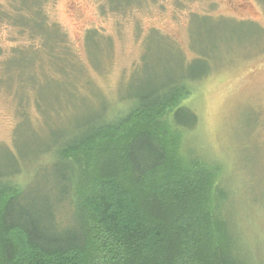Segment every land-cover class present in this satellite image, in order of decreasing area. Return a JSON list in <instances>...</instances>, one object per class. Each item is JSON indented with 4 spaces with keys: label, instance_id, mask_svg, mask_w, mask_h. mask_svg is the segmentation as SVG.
I'll return each instance as SVG.
<instances>
[{
    "label": "trees",
    "instance_id": "1",
    "mask_svg": "<svg viewBox=\"0 0 264 264\" xmlns=\"http://www.w3.org/2000/svg\"><path fill=\"white\" fill-rule=\"evenodd\" d=\"M50 1L0 5V24L28 35V50L43 45L63 76L71 77L65 67L77 61L82 73L75 76L86 78L71 92L93 104L48 139L33 133L36 171L12 156L0 169V264H257L260 245L229 215L223 167L186 138L199 118L180 102L209 76L212 57L194 53L187 60L173 38L154 29L146 37L154 32L175 55L152 66L141 56L133 72L141 79L112 100L75 57L65 32L50 24ZM175 2L180 7L183 0ZM96 35L87 32L85 47Z\"/></svg>",
    "mask_w": 264,
    "mask_h": 264
},
{
    "label": "rangeland",
    "instance_id": "2",
    "mask_svg": "<svg viewBox=\"0 0 264 264\" xmlns=\"http://www.w3.org/2000/svg\"><path fill=\"white\" fill-rule=\"evenodd\" d=\"M10 1L0 0V5L9 9ZM141 4L142 0H51L46 11L50 24L60 26L75 57L86 64L84 70L112 100L118 93L127 94L129 84L141 79L133 73L141 56L146 54L152 66L154 59L175 55L154 32L146 37L154 29L173 38L187 60L196 54L212 57L209 76L180 102L199 118L186 138L223 167L231 198L229 215L239 217L252 245H260L255 260L264 264V0H183L180 7L175 0ZM193 13L212 18H190ZM88 31L97 35L87 38L85 47ZM32 44L28 35L0 24V79H4L0 169L12 156L21 168L36 171V156L30 155L36 151L33 133L34 138L48 139L93 104L89 96L71 92L86 78L75 76L82 73L77 61L70 60L65 67L71 77L63 76L68 73L48 62L43 45L28 50ZM19 49L26 51L18 53ZM36 102L43 120L31 105Z\"/></svg>",
    "mask_w": 264,
    "mask_h": 264
}]
</instances>
